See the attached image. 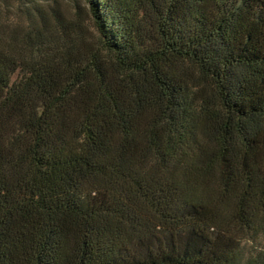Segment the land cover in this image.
Returning a JSON list of instances; mask_svg holds the SVG:
<instances>
[{
  "label": "trees",
  "instance_id": "trees-1",
  "mask_svg": "<svg viewBox=\"0 0 264 264\" xmlns=\"http://www.w3.org/2000/svg\"><path fill=\"white\" fill-rule=\"evenodd\" d=\"M9 1L0 264H264V0Z\"/></svg>",
  "mask_w": 264,
  "mask_h": 264
},
{
  "label": "rangeland",
  "instance_id": "rangeland-1",
  "mask_svg": "<svg viewBox=\"0 0 264 264\" xmlns=\"http://www.w3.org/2000/svg\"><path fill=\"white\" fill-rule=\"evenodd\" d=\"M60 3L63 5V7H66L68 9H78L79 15L84 21V26L86 28V35L87 37L92 41H97V32L93 28L92 23L90 21V14L88 10V3L85 0H59ZM11 6L9 8V16L11 17L14 22H20L23 24L25 22V19H27V14L22 12V10L18 9L19 4L17 0H10ZM46 0H32V4H30L29 7L37 6V7H44L46 5ZM18 14V15H17Z\"/></svg>",
  "mask_w": 264,
  "mask_h": 264
}]
</instances>
